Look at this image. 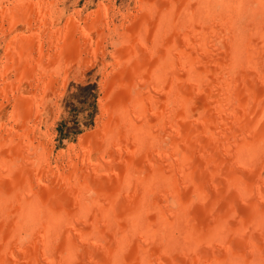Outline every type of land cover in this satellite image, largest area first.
Here are the masks:
<instances>
[{
	"label": "bare ground",
	"instance_id": "bare-ground-1",
	"mask_svg": "<svg viewBox=\"0 0 264 264\" xmlns=\"http://www.w3.org/2000/svg\"><path fill=\"white\" fill-rule=\"evenodd\" d=\"M139 1L141 11L151 9L137 21L144 37L139 40L151 44L138 66L123 72L158 71H152V87L146 86L152 98L163 92L161 112L133 107L125 123L119 121L123 128H111L107 151L95 162L83 154L84 168L94 175L110 170L104 181L121 190L100 196L95 185L101 175L93 184L90 173L79 170L81 181L75 177L65 196L53 198L74 204V217L66 219L55 205L42 211L45 196L38 189L45 183L32 187L42 199L28 197L27 179L16 171L24 189L8 196L0 189V264H166L169 257L176 264H264V0ZM103 20L97 26L128 37L120 31L123 24L111 28ZM167 41L177 55L165 52ZM136 91L130 98L137 108ZM50 168L49 162L39 169L37 179L56 181L61 174ZM4 183L9 178L3 176ZM206 229L215 242L204 241Z\"/></svg>",
	"mask_w": 264,
	"mask_h": 264
},
{
	"label": "rangeland",
	"instance_id": "rangeland-1",
	"mask_svg": "<svg viewBox=\"0 0 264 264\" xmlns=\"http://www.w3.org/2000/svg\"><path fill=\"white\" fill-rule=\"evenodd\" d=\"M12 1L15 0H0V180L2 181L4 176L9 178L10 182L4 183V186L0 184V189H4L2 191L7 196L9 193L16 194L21 188L24 189L23 186L26 183L17 184L19 181H17L16 173L19 172L27 179L28 197H38L40 191H42L40 194L44 193L41 194L42 197L45 196L43 199L38 197L42 199V201L39 200L40 205L43 206L42 211H45L47 205L52 204L57 208L56 213L59 217L62 215L67 217L66 219L72 218L75 211L74 204L69 203L71 205L69 206L62 203L64 205L62 206L60 201L57 202L53 198L65 196L67 184L75 185L73 181L75 177H77V182H80V171L85 169L89 172L93 184H95L93 178H96V175H101L102 178L98 177L99 185L97 183L95 185L96 189L99 188V193L102 191L100 196L117 188L121 190L118 184L115 185V188L113 186L109 188L104 181L107 180L108 175L113 174L110 170L103 171L102 169L94 175V171L90 167L84 168L88 163L83 156L84 152L92 157V162H95L100 156L99 154L107 149L111 128L116 125L120 129L123 128L124 124L120 122L123 120L125 123V112L128 111L127 114H131L135 112V109L141 111L146 107L153 109V113L161 112L158 100L163 99V92L160 96L156 94L153 98L150 95L153 93L150 89L152 83L149 80L152 81L153 72L157 73L158 71L150 68L151 70L148 72L142 70L123 72L125 68L131 69L138 66L143 58V53L151 44L150 42L145 44L143 40L142 42L139 40L143 37L141 35L143 31L140 29V23L137 24V21L142 23L146 12L150 13L151 9L141 11L142 4L139 0H18L19 2L15 3L17 5L14 6L15 8L8 9L9 5H13ZM160 4L162 7L163 1H160ZM180 15L181 18L183 13ZM99 16H104V20ZM129 16L132 19H129ZM98 20L108 23L111 28L114 23L117 26L123 24V29L118 28V30L126 31L125 37H128L123 40L120 34H115L114 31L107 29L108 25L103 27L105 29L103 30L99 27L100 24L97 26ZM110 20L114 22L109 23ZM178 24L174 25V28H177ZM83 28L85 29L83 30ZM163 28L166 29L165 26ZM85 32L87 35L82 38L81 34H86ZM103 32L105 33L103 34ZM85 39H87V43L84 41ZM135 42L141 47L140 49L139 47L136 49ZM168 42L165 45V52L170 49L177 55V47L174 43L170 45ZM144 46L147 47L144 48ZM166 46L171 47L167 48ZM173 48L176 49L173 50ZM63 49L66 51L68 49L67 53H64ZM116 64L119 65V69ZM138 74L140 76L143 74L144 78L146 77L148 80ZM140 82L144 85L143 87ZM132 83L133 85L136 83L135 89L129 87ZM138 89L141 90V100L138 99L136 102L139 105L136 108L134 99L130 97L136 96ZM124 96L125 98H123ZM149 100L151 104H149ZM111 101L113 103H110ZM121 108L123 109L121 110ZM153 118H150L152 126ZM155 127H160L159 123ZM83 148L85 149L83 150ZM109 157V154L104 155L103 164L106 166L109 165ZM32 159L35 162L33 164ZM118 159L123 161L122 157H118ZM49 162L52 172L61 174L58 176L59 178H56L57 182L47 181L41 176L37 179L35 176L39 169L43 171L42 168H48ZM73 162L76 164H72ZM42 183H45V186ZM35 185L45 188L38 189V192L36 190L38 187ZM102 185L104 186L101 187ZM80 186L81 184H78L75 187ZM32 187L36 188L32 189ZM60 192L63 195H60ZM93 194L91 195L93 196ZM2 197H0V201H3ZM107 204L111 205V202ZM62 207L68 210L67 213L62 212ZM69 212L73 215H70ZM198 213L200 214V212ZM204 234L205 237L202 236L204 241L211 243L216 241L215 237H209L208 229ZM173 259L169 257L164 262L176 264L177 260Z\"/></svg>",
	"mask_w": 264,
	"mask_h": 264
}]
</instances>
